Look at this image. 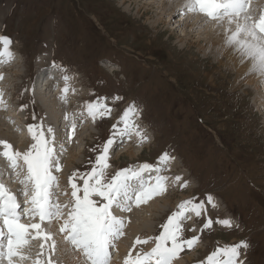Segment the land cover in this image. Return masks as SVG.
Segmentation results:
<instances>
[{"label":"rangeland","instance_id":"rangeland-1","mask_svg":"<svg viewBox=\"0 0 264 264\" xmlns=\"http://www.w3.org/2000/svg\"><path fill=\"white\" fill-rule=\"evenodd\" d=\"M131 2L0 0V38L5 37L10 41L13 57L22 66L21 74L8 82L9 90L12 89L9 100L14 110L18 107L14 112L17 118L9 117L13 120L10 128L19 125L15 131H23L25 137L30 135V126L41 128L45 135L47 129L51 128L54 134L56 132V137L61 135V143L65 142L60 148L63 149L62 154L58 155L62 170L54 173L59 182L58 191L62 195L58 203L63 210L60 219L63 222L73 206L72 176L92 170L97 156L103 154L104 139L111 133L114 124L119 122V118L113 115H119L124 108H133L135 114L131 118L138 116V132H144V143H148L128 145L134 151L142 150L133 160L124 155L125 152L119 154L129 141H122L124 144L112 148L111 154L109 151L107 177L111 179L123 166L133 163L144 161L154 166L155 160L165 154L171 161L175 160L174 169H171L174 190L168 196L171 204L165 207L160 203V207L168 208L169 212H165L167 215L157 213L159 218L156 215L155 218L151 217L155 220L149 222L152 231L145 239L151 242L146 244L142 254L151 252L156 246L155 238L162 234L163 225L180 210V207L174 208L176 204L186 200L206 202L210 196L218 209L206 203L205 212L194 221L193 228L185 229L189 231L185 236H190L191 229L198 231L199 242L192 251L186 248L173 262L182 260L185 264H203L215 248L246 242L247 248L240 252L242 262L264 264V107H259L264 101L255 97L260 88L264 93V84L260 82L264 79L255 83L258 88L245 84L242 89L231 90L235 86L231 70L217 68L214 61L202 58L197 48L189 44L185 48L184 43L177 42V38H183L182 35L189 32L184 24L180 25L181 19L187 20L189 12V15H184L185 12L176 14L170 22L169 13L164 15L160 4H153L152 8L146 6L150 0L146 4ZM146 11L148 14L142 15ZM154 21L162 23L158 28L148 30L146 27ZM190 38L187 37L186 41L189 42ZM192 38L190 40H197L194 36ZM40 59L42 62L39 63ZM50 64L58 67L61 78L73 83L74 92L79 95L73 105L69 104L66 109L65 106L62 109L54 107L56 117L52 114L46 117L44 113L47 110L32 96L35 76ZM212 79L215 86H210ZM67 92L72 93L69 89ZM51 99L52 96L48 98L50 101L47 100L51 104L50 113L55 105V100ZM97 102L105 107L110 104L113 108H110V113L102 114L103 119L98 116L93 121L87 114L86 106ZM68 113L69 120L64 121ZM56 121L66 126L61 125L63 127L59 130ZM25 123L27 125L23 129ZM73 124L75 133L72 131ZM0 131L13 152L26 153L34 143L29 137L27 143L23 142L24 148L18 147L21 145L18 143L17 148L9 143L11 136H14L13 130L10 133L1 128ZM7 163L6 159L0 158V176L5 173L3 169ZM20 166L16 169L20 173L19 180L27 175L26 166L22 162ZM74 182L78 187H83V180L78 176ZM9 183L15 184L13 180ZM185 184L187 187H184ZM15 188L18 191L19 183L15 184ZM64 205H68V208H64ZM144 217L150 219V213L144 214ZM119 219L125 221L123 215ZM207 219L213 221V227L202 232ZM218 219H231L233 226L224 228L215 223ZM21 221L30 223L27 217H22ZM56 224L53 221L51 227L54 228ZM136 232L138 229L127 222L117 241L122 240L124 234ZM143 235L138 234L140 238L136 241L143 240ZM71 247L65 252L66 255L78 253ZM110 252L112 254V249ZM78 255L83 264H90L82 253ZM118 256L114 251V260L110 264H118ZM188 259L193 261L189 262Z\"/></svg>","mask_w":264,"mask_h":264},{"label":"snow or ice","instance_id":"snow-or-ice-1","mask_svg":"<svg viewBox=\"0 0 264 264\" xmlns=\"http://www.w3.org/2000/svg\"><path fill=\"white\" fill-rule=\"evenodd\" d=\"M192 10H198L205 17L213 21H221L227 18L229 24L233 18L240 16L246 9L245 0H193ZM247 23L249 17L245 16ZM258 29V32H257ZM244 31L254 41L259 42V47L249 44H240L241 50L249 53V59L254 60L257 56L260 58V69L264 70V17L260 18L258 24L241 28L237 26L236 35H230L228 44H237V36ZM0 43L8 45L10 41L0 38ZM65 88L64 92L67 93ZM119 99V98H117ZM87 114L93 121L99 116L103 119L104 113H110L111 109L106 108L101 102L95 104L89 103ZM23 110V109H22ZM134 109L129 108L124 112L123 118L119 123L124 127L118 129L119 134L124 136L131 133V117L134 115ZM72 131L75 132V125H72ZM28 132L34 141L29 151L21 154L13 152L11 145L0 143L4 149L0 152L15 171L20 167V162L26 166L27 175L19 180L23 186L21 195L24 197L26 207L21 210V203L17 196L11 194L8 189L0 183V264H14L16 260L24 261L27 259L22 254V249L28 244L30 233H35L32 239L51 241V234L47 233L42 224L51 225L53 221L60 220L63 214L61 205L57 200L56 189L59 187L55 172L62 169L59 166L58 155L62 154L63 149L54 147L55 136L52 135V129H47L51 138H47L45 132L38 127L30 126ZM141 141L143 136L137 132ZM115 141L109 139L103 146L102 155L97 156L96 162L92 165V170L87 173L74 174L72 176L71 188L73 197V206L69 209V215L63 220L59 232L64 235L66 241L70 243L78 252L82 253L85 260L90 264H110L112 254L110 249L114 247V242L118 240L124 228V220L113 215V210L127 212L131 210L134 204L139 208L149 200L162 195L166 191V178L157 175L155 180H144L142 177L146 172H160L159 168H152L144 164L138 171L131 169L120 171L114 177L109 179L106 175L109 151L112 149ZM169 157L165 154L159 161L161 164H167ZM19 176L20 173L16 172ZM83 180V187H78L74 181ZM180 178H177L179 180ZM187 187V184L184 185ZM82 193V195H80ZM93 198H98L95 200ZM206 203L213 209L217 207L212 197H207L206 202L197 203L195 200H189L180 205V211L174 214L167 223L163 225V232L155 238L156 246L151 252L142 254L137 253L133 258L129 253L125 264H173L180 253L186 248L191 250L200 240V237L184 239L182 237L183 229L181 221L187 217V213H194L197 218L206 210ZM68 208V205H64ZM186 210V211H185ZM22 217L30 220L39 219V223H32L26 226L21 222ZM216 224L224 228H231L230 220H216ZM213 227V221L208 219L201 229L202 232ZM195 231V229H191ZM43 233V235H41ZM149 240H137L136 244H148ZM170 245V246H169ZM247 248V243L242 242L236 246L224 247L217 250L207 259V264H237L241 249ZM56 244L53 242L50 251L55 252ZM39 264V262H37Z\"/></svg>","mask_w":264,"mask_h":264},{"label":"bare ground","instance_id":"bare-ground-1","mask_svg":"<svg viewBox=\"0 0 264 264\" xmlns=\"http://www.w3.org/2000/svg\"><path fill=\"white\" fill-rule=\"evenodd\" d=\"M131 1H134V2H131ZM146 1L147 0H130V2L134 3V4H136V3L146 4ZM192 2H193V0H150V3L146 4V6L152 7L153 4H160L159 8H160V10H162L163 14L167 16V13H169L168 15L170 18V22H171V19L175 18L174 16L176 14L179 15L181 12H185L184 13V15H185V14H188V12H189V14L191 16L188 14L189 16H188L187 20L181 19L182 23L180 24V25L184 24V27H186L189 32L187 34L185 33V35H182L183 38H179V39L177 38V42L178 43H184L186 45L185 48L187 47L188 44H189L188 46L197 48V52L201 55V57L204 59H210L211 61H214L217 64V68H223V69L226 68V69L231 70V73H234V78H235L234 79L235 86L232 87L231 90L242 89V87L245 86V84L252 85V87H256L255 83L258 84L257 82L260 81L259 79H264V70H261L259 67V65L261 63L260 58H259V56H257L254 60H250L249 59V53L246 50H241L239 45L240 44H249V45H253L254 47H259V42L254 41L252 39V37L248 36L247 33L244 31H242L240 33V35L237 36V41H238L237 44L229 45L228 40H229L230 35H236L238 25L241 28H244V27L250 28L251 25L259 23L260 18L264 17V10H260V9L264 8V1L263 2H261V1L256 2V0H245L246 5H247L245 11L240 16L233 18V22L231 24L228 23L227 18L222 23L219 20L213 21L212 19L205 17L198 10L193 11L192 7H191ZM137 10H139V9H137ZM255 10H257V11H255ZM249 11H255V13L251 12V13L247 14V12H249ZM147 14H148V11L143 12L142 15H147ZM192 16H194V17L192 18ZM245 16H247V17L251 16L249 18V23L245 22V19H244ZM181 18H183V16H181ZM236 19H237V21H235ZM178 20H180V17L178 18ZM239 20L241 21V23H239ZM161 23L162 22L158 23V21H154V23H150L148 25V27H146V28L147 29L149 28L148 30H150V29L154 30V29L158 28V26H160ZM177 26L179 27V24ZM257 32H258V29H257ZM189 36L191 38H192V36H194L197 40L192 41V40H190L191 39L190 38L189 42L186 41V38ZM217 55H219V56H217ZM40 62H42L41 59L39 60V63ZM21 67L22 66H20V61H18L16 58L13 57V52L11 51L10 44H8L6 46L3 43H0V129L5 128V132L7 130H8V132L13 130L14 136H11L9 143H13L12 145H16V147L18 144H21L18 147L24 148L23 142L27 143V140L30 139L29 137H31V136L26 134L27 136L25 137L24 133H22L23 131L22 132L15 131V129H17V127H19V125H15L16 128H14V129L12 126H11L12 129L10 128V125L11 124L13 125V120L11 118H13V117L17 118V114L14 113V112H16L17 108L14 110L13 104L9 100L11 98L10 95L12 94L11 93L12 89L9 90V83H8L12 77L16 78L21 74V72H20ZM214 67H216V66H214ZM212 75H211V78H212ZM38 79H40V77L36 78V80L34 82L35 84H34L33 89H32L33 99L36 100L38 102V104L40 106H42L48 112H49V108H51V104L47 103L48 98L52 96L51 100H55V105L53 106L54 112L52 110L51 113L50 112L48 113L47 111L44 110L45 111L44 114L46 117H49L50 114H52L54 116L56 115L54 107H56V109H62L63 106H65V109H66V107H68L69 104L73 105L75 98L79 97L78 93L74 92L73 85H72L73 83L70 82L69 80H68V82L64 81V84H62V82L60 80H58V81L55 80L56 85L54 86L53 83L49 84L50 82H47V80H44L45 79L44 76H43L44 82H43V80H41L39 82ZM260 82L262 84H264V81H260ZM59 85H62V86L58 88ZM210 86H215L213 79L211 81ZM65 88L71 90L72 93H69V92L65 93L64 92ZM256 88H258V87H256ZM262 89L264 90V88H262ZM260 90H261V88L258 90L259 94L255 95V97L257 96V98L259 100L263 99L262 101H264V93H262V91H260ZM256 92H257V90H256ZM47 93L50 95H46ZM243 93L247 94L246 91H244V90H243ZM48 101H50V100H48ZM259 102H261V101H259ZM259 102H258V104H259ZM263 103H260L259 107L262 106V108H263L264 107ZM74 105H75V103H74ZM76 112H78V111H76ZM9 117H11V118H9ZM18 117H20V116H18ZM41 117H42V115H41ZM19 120H20V118H19ZM38 123H39V121L36 123V125H38ZM55 123H57V126H58L57 129H59L63 126H66V124L61 123V122L56 121ZM61 125H63V126H61ZM0 133H1L0 134V138H1L0 143H7L8 144L5 137L2 136L1 131H0ZM55 134H56V132H55ZM55 134H54V131L52 129V135L55 136ZM8 135H10V134H8ZM46 135L48 136V138H51L48 133H46ZM56 138H57V140H56ZM61 139H62L61 135H59L58 137L55 136V143L59 142L58 145H63L65 142L61 143ZM110 139H113L115 141V143L113 145V147H114L119 138L113 137ZM135 142L136 141L132 140L131 142H129V144H134ZM122 143L124 144V142H122ZM12 148H14V147H12ZM123 152H125L124 155H127L132 160L136 155L141 153L140 150L134 151V150L130 149L129 146L124 147V149H122V151H120L119 154L123 155L122 154ZM162 157L163 156H161L157 161L158 162L157 167L159 169H161V171L160 172H151V174L144 173L142 178L144 180H153L154 181L155 177L157 175L165 177L166 178V191L162 195H159V196L149 200L148 203L142 204L139 208H137L133 204L131 207V210L124 212V213L121 211L114 212L115 209L113 210V215H115L117 218L122 217V215H123V217H125L124 227L126 226V223L128 222L129 224H132L134 227H136L138 229V232H136L134 234H131V235L124 234V238L122 240L118 241L117 248L112 250V255L114 254V251H116V253L119 255L118 256L119 259L117 260V262H119L118 264H125V261L128 259L129 253L132 254L133 258L136 256L137 253H142L143 248H145L146 244L137 245L135 243L136 239L140 238L138 236V234H144L145 235V236L143 235L141 237V238H143V240L148 238V236L150 235L149 233L152 231L151 225L149 226V224H150L149 222L155 220V219L152 220L151 217H154L159 212L165 213L168 211V208L162 209L160 207V203H161V205H164L165 207L170 206V204H171L170 203L171 201L168 199V196L170 195L171 191L174 190V183H172V179H171L172 178L171 169H174L175 160H174V162L171 161L170 157L168 156L169 157L168 163L167 164H161L159 161L161 160ZM0 158L5 159L3 156H0ZM9 166H10L9 163H7V165L4 166L3 170L5 171V173L3 172L4 174H2L0 176V183H2L8 189V191L11 194L17 195L20 188L17 191V189L15 188V184H16V181L19 180V176L16 175L17 171L16 170L14 171L13 169L10 170ZM179 167H181V166H179ZM10 180H13L15 184L11 185L9 183ZM16 185H18V184H16ZM187 201L188 200H186V202ZM186 202H184V203H186ZM184 203L176 204V206L174 208H176V207L178 208V207H180L181 204H184ZM159 208H161V211L159 210ZM215 209H218V206ZM176 212L177 211H175L173 213H176ZM147 213H150V219L144 217V214H147ZM159 216L160 215H158L157 217L159 218ZM231 219H229V220L231 221ZM36 220L39 221L37 218L35 220H30V223L25 222L24 224L28 226V225H31L32 223H37ZM196 220H197V217L195 216V214L188 212L186 219L184 221H181V227L184 230L182 233L183 238L191 239L193 237L200 235V233H198V231H194V232L191 231L190 236H185L187 234V231H188V230L185 231L186 227L193 228L194 221H196ZM55 222L57 224L54 226V228L51 227L52 224L51 225L47 224L46 226L42 225V228H44L45 231L47 233L51 234V236L53 237V240L51 242L52 243L55 242V244H56L55 252L53 253L50 251V243L51 242L43 241V240H37V239L34 240V239H32V237L35 235V233H30L29 237H28L29 242L26 245V247H24L22 249V254L25 255L27 257V259L24 261L16 260L14 262V264H37V262H39V264H60V261L62 262V264H83L82 259L78 255L80 252H78V253L76 252L73 255H71L72 253L70 255L65 254L66 251H68V250H70V248H72L71 247L72 245L70 243H68L66 241L64 235L59 232V228H60L59 225L62 224V221L56 220ZM162 232H163V229H162ZM41 235H43V233ZM150 238H151V236H150ZM197 249H195V251ZM219 249H222V248L221 247L215 248L213 250V253H215ZM192 250L193 249H191L190 251H192ZM71 251H73V250H71ZM213 253L210 254L209 256L213 255ZM79 258L81 260H79ZM207 259H208V256L206 259H204L203 264L207 263ZM242 259L243 258L239 257L237 264H242L243 263ZM112 260H114V258L111 259V261ZM187 261L191 262L193 260L188 259ZM4 264H6V262H4ZM173 264H185V262H183L181 260L180 262H177V263L173 262Z\"/></svg>","mask_w":264,"mask_h":264}]
</instances>
